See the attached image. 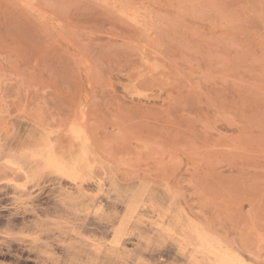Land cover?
Wrapping results in <instances>:
<instances>
[{
    "label": "rangeland",
    "instance_id": "obj_1",
    "mask_svg": "<svg viewBox=\"0 0 264 264\" xmlns=\"http://www.w3.org/2000/svg\"><path fill=\"white\" fill-rule=\"evenodd\" d=\"M0 264H264V0H0Z\"/></svg>",
    "mask_w": 264,
    "mask_h": 264
}]
</instances>
